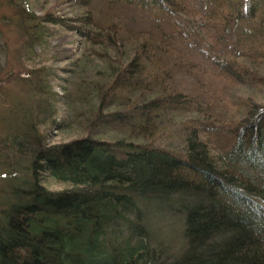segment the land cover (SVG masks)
Returning <instances> with one entry per match:
<instances>
[{
  "label": "trees",
  "instance_id": "trees-1",
  "mask_svg": "<svg viewBox=\"0 0 264 264\" xmlns=\"http://www.w3.org/2000/svg\"><path fill=\"white\" fill-rule=\"evenodd\" d=\"M65 1L8 0L18 61L55 27L79 55L60 94L48 67L18 73L0 264H264V0Z\"/></svg>",
  "mask_w": 264,
  "mask_h": 264
},
{
  "label": "rangeland",
  "instance_id": "rangeland-1",
  "mask_svg": "<svg viewBox=\"0 0 264 264\" xmlns=\"http://www.w3.org/2000/svg\"><path fill=\"white\" fill-rule=\"evenodd\" d=\"M22 2L36 14H41L47 10H51L55 14L64 13L65 16L74 14L72 6L65 0H22ZM14 21V7L9 4L8 0H0V195L4 193L2 190L7 185L8 176L19 172L22 164H25L20 161L18 163L17 160H14L13 163L7 159V155L3 157L4 151L8 149L7 145L4 144L5 138H8L12 132L11 129L21 122L22 114L26 111L29 112L34 101L33 90L26 75L23 76L24 79L18 76V73L20 75L26 74L35 66L48 67L51 73L53 71L49 78L53 90L60 94L61 89L58 84L61 85L62 81L59 78L65 76L62 69L69 62L65 57L68 56L72 59L79 55V43L75 33L63 27L57 29L55 27L51 36L46 37L45 46L33 47L35 53L41 51L39 55L32 56L28 61H18L21 36L14 25ZM251 64L259 72L264 73L263 62ZM69 136L58 134L54 129H51L48 140L59 142ZM45 186L49 189H59L64 185L46 177Z\"/></svg>",
  "mask_w": 264,
  "mask_h": 264
}]
</instances>
